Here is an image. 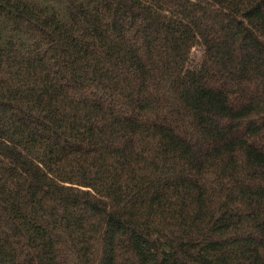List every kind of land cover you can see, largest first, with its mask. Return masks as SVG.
Instances as JSON below:
<instances>
[{
  "label": "trees",
  "instance_id": "trees-1",
  "mask_svg": "<svg viewBox=\"0 0 264 264\" xmlns=\"http://www.w3.org/2000/svg\"><path fill=\"white\" fill-rule=\"evenodd\" d=\"M0 264H264V0H0Z\"/></svg>",
  "mask_w": 264,
  "mask_h": 264
}]
</instances>
